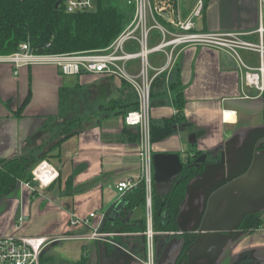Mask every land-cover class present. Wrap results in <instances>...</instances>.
<instances>
[{
  "label": "crops",
  "instance_id": "crops-1",
  "mask_svg": "<svg viewBox=\"0 0 264 264\" xmlns=\"http://www.w3.org/2000/svg\"><path fill=\"white\" fill-rule=\"evenodd\" d=\"M182 4L188 16L195 0ZM258 13V0H207L197 28L253 30ZM240 56L251 67L264 61L255 51L242 50ZM243 71L230 53L196 46L182 51L169 74L184 92V120L174 125L169 137L152 143V152H177L182 161L205 154L209 163L188 183L178 215V232L195 233L197 241L177 262L183 235L158 234L165 244L155 264H264V93L245 82ZM77 76L64 79L57 65L43 63L24 64L16 72L11 62L0 61V159L20 155L26 144L47 140L48 129L42 126L59 112L61 88L79 90L83 103L85 92L90 105L96 102L82 129L47 158L59 170L52 185L36 186L33 194L30 187L18 184L0 197V237L48 236L44 264H82L84 255L91 264H110L104 252L116 247L122 250L115 257L119 264H129L132 257L143 264L116 238L117 244H105L88 237L94 229L102 230L106 216L119 206L123 195L116 184L128 177L139 179L142 138L122 114L101 106L120 96V78L110 77L108 87L100 89L104 76ZM154 91L165 93L164 85ZM168 92L169 103L157 101L152 109L158 125L177 113L174 91ZM143 212L136 208L131 220ZM250 213H259L260 224L243 230L244 216ZM73 215L88 221L73 225ZM20 217H25L22 224Z\"/></svg>",
  "mask_w": 264,
  "mask_h": 264
},
{
  "label": "built area",
  "instance_id": "built-area-1",
  "mask_svg": "<svg viewBox=\"0 0 264 264\" xmlns=\"http://www.w3.org/2000/svg\"><path fill=\"white\" fill-rule=\"evenodd\" d=\"M207 0H195V6L188 16L182 13L183 0H128L134 7L130 22L108 46L95 50L66 53L34 54L29 42H23L18 50L9 55H0V61L11 62L16 66V72L24 64H54L57 65L64 76L67 75H102L116 77L126 81L136 91L138 109L129 111L124 117L125 122L137 128L142 138L141 163L142 169L139 179L130 178L121 180L116 184V190L121 195L135 187L139 182L146 186V219L148 227L147 257L144 264H155L156 253L154 249L155 230L153 227V183L154 165L152 163L151 123L154 82L158 78L164 79V88L170 90L169 74L175 69L177 58L187 48L202 46L217 48L233 55L240 60L244 67V80L260 93H264V61L259 66H248L241 59V51L258 52L260 58L264 56V0L259 1V21L253 30L239 31H207L197 28V19L202 15ZM64 7L69 12L94 10V0H65ZM156 29L159 38L154 33ZM135 42L130 47L129 42ZM139 48L137 52L135 47ZM162 53L164 63L161 66L152 65L149 57L153 53ZM34 181L40 186L54 183L59 176V170L47 159L41 160L33 170ZM26 187L34 190L29 182H22ZM91 217L95 213L90 214ZM25 217L19 218L22 224ZM88 218L83 219L77 215L71 217L73 225H84ZM111 232L94 229L90 238L106 240ZM48 236H7L0 237V264H40L44 247L48 244Z\"/></svg>",
  "mask_w": 264,
  "mask_h": 264
},
{
  "label": "trees",
  "instance_id": "trees-1",
  "mask_svg": "<svg viewBox=\"0 0 264 264\" xmlns=\"http://www.w3.org/2000/svg\"><path fill=\"white\" fill-rule=\"evenodd\" d=\"M64 2L65 0H0V55L14 53L26 41L30 43V49L34 54L81 52L103 48L119 35L134 13V7L128 4V0H94V10L80 12L67 11ZM121 81L120 96L112 98L106 105L101 106L113 109L116 114L125 117L129 111L138 109L139 106L136 91L126 81L122 79ZM163 85L164 79H156L153 91L155 87ZM179 86L178 81H170L177 113L167 118L164 125L152 121L150 131L152 143L169 137L175 129L174 125L184 120L182 114L185 105L184 92ZM72 91L75 90L68 86L60 89L59 112L49 116L47 123L42 126L43 129H48L50 139H56L53 145L47 147L40 143L29 147L26 144L20 155L0 159V197L9 195L17 187L19 180L31 181L33 166L47 159L46 157L55 152L62 142L82 129L86 118L84 114L79 115L77 119L69 118L72 109ZM154 94L155 91L153 96ZM60 118L65 119L66 123L53 122L54 119L60 120ZM79 121L80 126L74 127ZM198 156L199 154L196 153L182 161L183 172L174 176L169 195L153 191V227L156 233L161 231L166 237L173 232L181 233L178 232V215L186 196L187 185L209 163L208 160L196 163ZM146 196L144 183L139 182L123 195L119 206L112 211V214L106 216L102 227V231L106 232L127 233L124 236L117 235L115 238L141 260H145L147 252L144 234ZM138 207L144 211L143 215L139 219L131 220L132 214ZM259 224V213H250L244 216L240 228L245 230L257 227ZM186 240L177 262L193 241L189 236ZM84 261L91 264L86 255L83 256ZM40 264H44L43 255Z\"/></svg>",
  "mask_w": 264,
  "mask_h": 264
},
{
  "label": "rangeland",
  "instance_id": "rangeland-1",
  "mask_svg": "<svg viewBox=\"0 0 264 264\" xmlns=\"http://www.w3.org/2000/svg\"><path fill=\"white\" fill-rule=\"evenodd\" d=\"M185 1V0H184ZM151 33H154V35H155V38L156 39H158L159 38V33H158V31L156 30V29H153L152 30V32ZM128 45L130 46V47H132V46H134L135 45V42L134 41H132V42H129L128 43ZM139 50V48H137V46L135 47V49L134 50H130V51H134V52H137ZM149 60H150V62H151V64L152 65H156V66H161V65H163V61H164V57H163V54L162 53H158V52H156V53H153V54H151L150 55V57H149ZM62 76L64 77V79H77V75H67V76H64L63 74H62ZM100 77H103L102 75H100ZM104 78H105V80H103V81H101V82H99V85L101 86L100 87V89H105V87L107 86L108 87V80L107 79H111V78H109V77H105L104 76ZM115 80H118V79H115ZM80 91L79 90H76V91H72V93H73V96H72V109L70 110V113H69V118L71 117V118H75V119H77V118H79V115H83L84 114V117H86L85 119H87V118H89V116H91L92 114H91V112L93 111V109L91 108L92 106H94V105H96V102H92V104L90 105V102H89V93H86L85 92V94H83V100H84V103H83V101H80V94L81 93H79ZM169 92L167 91V90H165V93H163V94H160V95H154L153 97H152V99H151V105H152V109L154 108V106H155V104H156V102L157 101H160V102H162V103H165V104H167V103H169V100H170V98H169ZM55 121H53V122H57V124L59 123V124H61V122H63V123H66L65 122V119L64 120H61V118H60V120L59 119H54ZM80 121L78 122V124L76 125V126H74V127H79L80 126ZM49 140H50V142H49ZM55 140L56 139H50L48 136H47V140L45 139V140H43L42 141V145L43 146H49V145H53V143L55 142ZM50 143V144H49ZM40 144V143H39ZM39 144H30L29 145V147H32V146H34V145H39ZM151 145H152V142H151ZM47 149V148H46ZM153 153V152H152ZM50 155V154H49ZM49 155L46 157V158H50L49 157ZM152 158H153V155H152ZM153 165H154V163H153ZM154 167V166H153ZM36 168V164L33 166V168H32V170H31V174H32V180L31 181H27V182H29V183H31L32 185H33V187H34V190L32 191L33 192V194L36 192L35 191V187L36 186H38V187H42V186H40V184L38 183V181H34V173H33V170ZM141 174H142V172H141ZM22 182H26V181H23V180H19V184H21V185H23V183ZM26 182V183H27ZM52 185V184H51ZM50 185H48V186H43V187H49ZM144 187H145V192H146V186L144 185ZM155 190V180H154V183H153V189H152V192ZM153 194H154V192H153ZM146 195H147V192H146ZM153 198V197H152ZM153 203V202H152ZM153 205V204H152ZM151 205V206H152ZM145 206H146V203H145ZM146 210H147V206H146ZM152 210H153V206H152ZM152 220H153V215H152ZM145 221H146V229H147V227H148V221H147V219H145ZM153 225H154V220H153ZM104 232H106V231H104ZM145 232V231H144ZM162 232L161 231H158V233H156L155 234V241H154V249H155V253H156V258H157V254H159V253H157L158 251H159V249L161 250V248H162V246L165 244V240H164V238L163 237H160V236H158V234H161ZM112 235H110V236H108L107 238H106V242H103L102 241V243H107L108 241H111L112 243H109V244H117V242H116V240H114V238H115V236H117V235H121V236H124V235H127V233H114V232H112L111 233ZM145 234V233H144ZM175 233L173 232V233H170L169 235V237H172L173 235H174ZM90 236V235H89ZM88 236V237H89ZM158 236V237H157ZM49 238V237H48ZM90 238V237H89ZM49 241H50V238H49ZM49 241H48V243H49ZM158 242H160V244L158 245V248H157V244H158ZM48 245V244H47ZM46 245V246H47ZM118 245H120L121 247H124L123 246V244L122 243H119ZM118 245H116V246H118ZM146 245H147V235H146ZM45 246V247H46ZM44 247V248H45ZM119 248H115V250H111V251H108V252H104V254L108 257V258H110L109 260L111 261V263L110 264H119L118 263V259L116 258L115 259V257H116V255H117V253H119L118 251H122V250H118ZM123 249V248H122ZM44 250V249H43ZM170 251V250H169ZM44 253V252H43ZM43 253H42V255H43ZM41 255V256H42ZM104 255V256H105ZM131 256H133V255H131ZM103 257V256H102ZM146 257H147V252H146ZM146 257H145V259H146ZM111 258L112 259H115V260H111ZM133 258V257H132ZM132 258H130V263L129 264H139L138 263V261H135V260H132ZM134 259V258H133ZM88 260H89V258H88ZM103 260V259H102ZM105 260V259H104ZM40 261H41V258H40ZM144 261L145 260H143L142 262H143V264H144ZM155 262H156V260H155ZM82 264H87V262L86 261H84V262H82ZM105 264H108L107 262L105 263Z\"/></svg>",
  "mask_w": 264,
  "mask_h": 264
},
{
  "label": "water",
  "instance_id": "water-1",
  "mask_svg": "<svg viewBox=\"0 0 264 264\" xmlns=\"http://www.w3.org/2000/svg\"><path fill=\"white\" fill-rule=\"evenodd\" d=\"M58 6V3L57 5ZM206 155H200L195 162H205ZM152 163H154V180L155 191L158 193H164L169 195L171 193L174 176L183 172L184 163L181 160L180 154L177 152L162 153L156 152L153 154ZM203 226L198 230V234H201ZM133 254V253H132Z\"/></svg>",
  "mask_w": 264,
  "mask_h": 264
},
{
  "label": "flooded vegetation",
  "instance_id": "flooded-vegetation-1",
  "mask_svg": "<svg viewBox=\"0 0 264 264\" xmlns=\"http://www.w3.org/2000/svg\"><path fill=\"white\" fill-rule=\"evenodd\" d=\"M183 234H181V236H182ZM187 236H189V239L191 238L193 241L191 242V244L190 245H192L193 243H195L196 241H197V238H198V235L197 234H195V233H187V235H183L182 236V238H184L185 239V241H184V244H185V242L187 241L186 239H187ZM105 241H107V240H105ZM118 244H119V242H118ZM189 245V246H190ZM120 246V245H119ZM124 246V245H123ZM189 246L187 247V249H189ZM121 247V246H120ZM125 247V246H124ZM183 247H184V245H183ZM182 247V248H183ZM126 248V247H125ZM184 249V248H183ZM183 251V250H182ZM132 253V252H131ZM182 253V252H181ZM186 253H187V250L184 252V254L181 256V258H183L184 257V255H186ZM180 258V259H181ZM179 259V260H180ZM143 261V260H142Z\"/></svg>",
  "mask_w": 264,
  "mask_h": 264
}]
</instances>
